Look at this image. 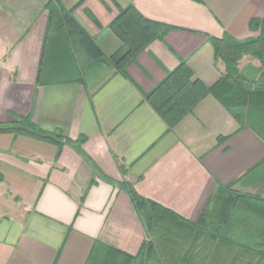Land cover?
<instances>
[{"label":"crops","instance_id":"1","mask_svg":"<svg viewBox=\"0 0 264 264\" xmlns=\"http://www.w3.org/2000/svg\"><path fill=\"white\" fill-rule=\"evenodd\" d=\"M48 1L0 0V123L31 117L85 137L100 175L71 145L0 133V264H129L147 232L119 183L190 222L218 185L264 197V141L212 93L174 127L144 98L181 60L214 86L226 69L208 38L257 36L249 22L264 17V0H60L107 56L122 45L107 27L130 5L173 28L128 65L129 78L90 71L92 45L46 38ZM253 67L249 56L240 63Z\"/></svg>","mask_w":264,"mask_h":264},{"label":"trees","instance_id":"2","mask_svg":"<svg viewBox=\"0 0 264 264\" xmlns=\"http://www.w3.org/2000/svg\"><path fill=\"white\" fill-rule=\"evenodd\" d=\"M46 9L49 12L46 38L57 31L73 41L85 43L86 49L92 45L96 52L92 61L94 68L90 71L102 74L108 69L126 78H129L128 65L153 41L163 40L173 29L143 17L130 5L107 27L122 43L114 54L107 56L79 25L73 9L66 10L60 0H49ZM249 29L258 35L243 40L230 34L208 38L215 60L223 62L226 69L211 88L199 80L193 81L192 69L181 60L160 84L144 94L169 127H174L212 93L241 128L249 129L264 141V17L252 18ZM248 56L258 60L260 67L240 69V63ZM81 82L85 83L84 79ZM0 133L22 134L50 142L59 147V152L64 144L71 145L89 161L93 176L100 175L82 150L85 137L69 140L62 131L44 130L31 117L0 123ZM235 183L218 185L196 222L181 219L137 194L130 184L119 183L129 194L147 232V240L139 252L133 256L125 254L129 264H264V197L234 192ZM220 199L224 204L218 212L213 202Z\"/></svg>","mask_w":264,"mask_h":264},{"label":"rangeland","instance_id":"3","mask_svg":"<svg viewBox=\"0 0 264 264\" xmlns=\"http://www.w3.org/2000/svg\"><path fill=\"white\" fill-rule=\"evenodd\" d=\"M223 204L224 203L222 202L221 199L220 200H215V202H213V206L217 207V209H215V210L218 211V212H219L220 208L223 207Z\"/></svg>","mask_w":264,"mask_h":264}]
</instances>
